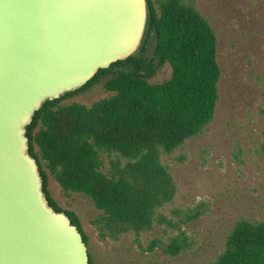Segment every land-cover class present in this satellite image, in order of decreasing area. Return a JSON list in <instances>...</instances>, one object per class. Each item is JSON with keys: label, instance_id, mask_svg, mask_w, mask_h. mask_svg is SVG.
Segmentation results:
<instances>
[{"label": "trees", "instance_id": "obj_1", "mask_svg": "<svg viewBox=\"0 0 264 264\" xmlns=\"http://www.w3.org/2000/svg\"><path fill=\"white\" fill-rule=\"evenodd\" d=\"M148 25L139 51L100 70L83 88L47 102L28 127L30 153L37 160L50 205L62 210L48 190L51 176L65 193L90 198L101 212L94 221L102 240L140 236L155 224L171 222L160 213L177 195L162 154H171L200 136L213 122L219 101L221 68L218 38L193 0H147ZM153 41V57L144 56ZM168 64L170 79L151 84ZM103 83L110 96L88 107L67 98ZM209 204L176 212L181 224L199 220ZM82 233L79 217L64 211ZM181 231L167 243L149 246L179 256L190 249ZM89 264L93 258L89 253ZM210 264H264V222L240 220L225 250Z\"/></svg>", "mask_w": 264, "mask_h": 264}, {"label": "water", "instance_id": "obj_2", "mask_svg": "<svg viewBox=\"0 0 264 264\" xmlns=\"http://www.w3.org/2000/svg\"><path fill=\"white\" fill-rule=\"evenodd\" d=\"M148 16L147 0H0V264H89L82 233L46 197L28 127L135 55Z\"/></svg>", "mask_w": 264, "mask_h": 264}, {"label": "rangeland", "instance_id": "obj_3", "mask_svg": "<svg viewBox=\"0 0 264 264\" xmlns=\"http://www.w3.org/2000/svg\"><path fill=\"white\" fill-rule=\"evenodd\" d=\"M193 1L218 38L219 101L213 122L200 136L162 154V164L177 185L174 201L160 210L171 224L156 223L150 232L128 233L117 242L102 240L94 225L101 212L93 201L65 193L49 176L52 198L79 217L93 264H210L225 250L237 222H264V0ZM144 56L153 57V41ZM171 74L166 64L149 82L163 83ZM103 83L62 104L92 106L110 96ZM200 202L209 204L206 215L181 224L176 212ZM181 231L191 247L179 256L149 250L154 240L167 243Z\"/></svg>", "mask_w": 264, "mask_h": 264}]
</instances>
